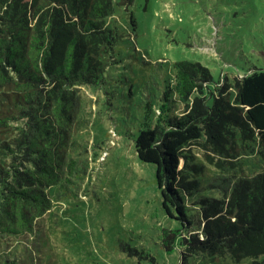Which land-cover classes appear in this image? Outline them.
<instances>
[{
    "label": "trees",
    "instance_id": "trees-1",
    "mask_svg": "<svg viewBox=\"0 0 264 264\" xmlns=\"http://www.w3.org/2000/svg\"><path fill=\"white\" fill-rule=\"evenodd\" d=\"M132 2L0 0V264L53 263L49 253L18 245L44 233L40 220L75 169L77 86L113 90L106 79L118 76L121 46L128 44L116 8ZM129 18L135 27L132 13ZM165 64L160 73L172 74L157 73L149 93L131 80L122 94L144 111L135 150L154 165L164 212L177 221L166 248L183 247L220 264H264V65L214 82L198 60ZM192 143L220 170L240 165L230 160L235 154L257 151L260 169L229 182L222 174L209 176L208 165L185 151ZM215 187H222L220 197Z\"/></svg>",
    "mask_w": 264,
    "mask_h": 264
},
{
    "label": "rangeland",
    "instance_id": "rangeland-1",
    "mask_svg": "<svg viewBox=\"0 0 264 264\" xmlns=\"http://www.w3.org/2000/svg\"><path fill=\"white\" fill-rule=\"evenodd\" d=\"M116 18L128 44L121 46L124 59L114 71L118 76L106 79L113 90L77 86L80 106L70 148L75 169L40 220L44 233L21 239L18 247L49 253L51 264H215L183 247L167 250L166 234L177 221L164 212L154 165L139 160L135 150L144 111L134 109L122 91L133 80L140 82V93H149L160 63L165 68V62L181 59L205 64L214 82L264 65V0H133L127 7L117 6ZM185 151L208 165L209 176L222 174L228 182L257 171L262 162L257 151L237 153L230 160L240 165L220 170L207 163L199 145L189 144ZM221 190L215 187L213 193L220 197ZM244 263L224 259L221 264Z\"/></svg>",
    "mask_w": 264,
    "mask_h": 264
}]
</instances>
